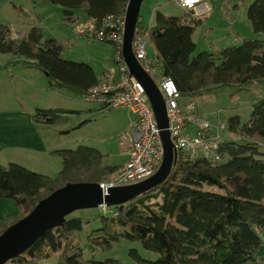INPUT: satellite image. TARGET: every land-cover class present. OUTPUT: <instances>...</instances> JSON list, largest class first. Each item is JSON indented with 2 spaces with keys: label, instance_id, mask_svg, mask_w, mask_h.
I'll list each match as a JSON object with an SVG mask.
<instances>
[{
  "label": "trees",
  "instance_id": "1",
  "mask_svg": "<svg viewBox=\"0 0 264 264\" xmlns=\"http://www.w3.org/2000/svg\"><path fill=\"white\" fill-rule=\"evenodd\" d=\"M48 1L63 10L68 24L80 12L84 17L78 20L100 21L108 15L124 14L129 2ZM247 19L259 39L244 38L239 46L195 56L192 36L203 21L192 13L165 16L157 12L154 25L143 34L152 41L163 76L174 82L183 99L221 88L239 93L252 84H264V0L252 1ZM138 23L135 32L140 30ZM108 44L115 47V57L117 47ZM62 50L55 40H43L39 28L32 27L24 40L16 41L0 24V54L10 57L0 65V74L15 67L37 69L46 75L49 90L66 89L82 96L97 84L98 78L89 64L61 59ZM75 114L78 112L73 110L38 109L32 120L51 126L65 123ZM228 131L240 137L222 142L225 161L220 165L178 162L155 190L124 205L109 207L114 214L97 215V228L85 237V242L93 246L92 252H103L126 240L157 255L155 260H147L132 251L136 264H264V258L256 257L264 233V97L252 104L243 125L237 116L230 118ZM55 153L62 160V169L55 178L15 164L0 165V199L11 200L18 207L14 215L0 218V234L27 215L38 201L67 183L99 184L119 168L103 166L100 152L86 146ZM89 224L81 216L67 217L62 227L48 231L7 264H36L51 254L56 255V264H119L113 259L97 260L94 255L83 257L79 235Z\"/></svg>",
  "mask_w": 264,
  "mask_h": 264
},
{
  "label": "rangeland",
  "instance_id": "2",
  "mask_svg": "<svg viewBox=\"0 0 264 264\" xmlns=\"http://www.w3.org/2000/svg\"><path fill=\"white\" fill-rule=\"evenodd\" d=\"M176 1L143 0L138 19L139 31L143 34V31L154 25L157 12L165 16H181L184 11L176 4ZM233 1L238 2L240 0H212L213 10L205 15L208 17L206 20L203 19L205 18L203 16V23L196 29L197 47L193 56L205 50L204 45L208 41H212L219 48L225 45L234 46V36L228 35L230 30L238 28L245 30L248 22L245 6L240 4L235 7L232 5ZM24 9L25 12L20 16V22L18 23L16 16V18L11 17L4 10L0 12V22H4L8 26L13 22V27H11L13 30L15 27L17 30L23 31L21 33L12 32V39L16 41L24 40L29 30L36 27L41 30L43 40L53 39L62 46L61 59L90 64L96 74L101 71L102 67L107 70L114 67L113 54L115 47L113 45L78 36L72 31V24L81 20H74L70 24L64 22L63 10L57 6L55 8L51 7L50 11H43L40 8V11L34 10L33 7L26 5ZM143 39L146 42L145 48L148 61L160 68L155 58V50L150 37L143 34ZM4 56L7 57L8 55L0 54V64L4 61ZM263 88L262 84H256L251 90L239 93H233L234 90L232 89L221 88L207 95L189 100L194 104L199 116L206 117L211 124L220 120L226 126V130L221 133L224 142L234 141L240 135L228 131L229 119L233 115H237L241 125L246 123L249 119L251 105L264 97V93L259 94L260 91L264 90ZM45 90V98L40 101L42 110L64 109L78 112V114L70 116V119L65 123L47 127L48 132L55 138V142L59 144L61 149L75 150L79 146H86L98 150L103 155L102 162L104 165L116 167L125 163L124 151L128 139L126 127L133 120L130 111L123 109L100 110L97 105L85 102L81 95L70 90H49L47 79ZM80 123L81 125H79ZM57 174L58 172L52 173L51 177L54 178ZM106 179H103L102 182ZM211 190L218 191L215 188ZM100 213L102 212L98 208L77 211L69 216H81L92 223L86 225L79 235L78 246L83 251V257L89 259L94 255L100 261L113 259L117 260L119 264H136L131 256V252L136 251L143 259L155 260L157 258L156 254L144 251L140 245L126 240L112 244L110 249L103 252L97 250L92 252L93 246L85 242V237L92 229L97 228L98 225L94 223L95 218ZM56 261V255L51 254L47 259L39 260L36 264H56Z\"/></svg>",
  "mask_w": 264,
  "mask_h": 264
},
{
  "label": "built area",
  "instance_id": "3",
  "mask_svg": "<svg viewBox=\"0 0 264 264\" xmlns=\"http://www.w3.org/2000/svg\"><path fill=\"white\" fill-rule=\"evenodd\" d=\"M176 4L186 13L202 18L211 11L207 0H178ZM125 13L108 15L100 21L85 19L72 24V31L79 36L98 42L112 43L118 51L114 67L106 69L95 86L82 95V99L105 110L123 109L134 115L128 130V160L115 170L104 182L108 188L140 183L153 176L163 161V147L150 101L141 84L130 74L121 55ZM146 42L141 31H136L132 40L133 54L149 77L155 82L165 100L167 131L178 162H203L216 167L225 161L221 152V133L226 126L217 120L211 124L199 116L194 104L180 96L174 82L162 74L161 68L147 59ZM103 214H114L108 206L99 208Z\"/></svg>",
  "mask_w": 264,
  "mask_h": 264
},
{
  "label": "crops",
  "instance_id": "4",
  "mask_svg": "<svg viewBox=\"0 0 264 264\" xmlns=\"http://www.w3.org/2000/svg\"><path fill=\"white\" fill-rule=\"evenodd\" d=\"M207 1L212 11L213 2L212 0ZM252 1L253 0L233 1L232 5L235 7H238L240 4L244 5L247 15L248 6ZM25 5L33 7L34 10H39L40 8L43 11H50L51 7L55 8V6H52L48 0H0V12L4 10L5 13H9L11 17L16 16L18 23L20 22V16L25 12ZM17 7L19 10L15 9ZM3 15L2 17H4ZM79 16L84 17V14L82 12L76 14L75 20H78ZM207 18L208 17L205 16L203 19L206 20ZM247 22L248 25H246L247 27L245 30L241 28L230 30V34L228 35L234 36V46L225 45L219 48L212 41H208L206 45H204L205 50L201 52L212 53L224 48L236 47L241 44V41L244 38L259 39L258 35L253 34L248 19ZM0 24L6 26L11 33L23 32L22 30H17L15 27L13 30V28H11L13 27V22L12 24H9V26L4 22H0ZM195 34L196 30L193 33L192 40L195 47H197ZM9 58L10 57L8 56L5 57L0 65L6 63ZM105 70L106 68L102 67L98 74H96L95 71L94 73L98 78ZM45 81L46 75L41 71L32 68L15 67L8 73L0 74V165L8 166L10 164H15L29 171L53 178L51 177L52 173H59L62 169V160L55 154V152L64 149L60 148L59 144L55 142V138L48 132V126L35 124L32 120L33 113L38 109H43L40 101L45 98ZM256 84H262V86H264L263 83H255L249 86L245 91L251 90ZM262 93H264V90L259 92V94ZM132 116L133 120H131L126 127V135L135 119L133 114ZM234 116L237 115H233L232 117ZM128 152L129 141L127 139V145L124 151L126 156L125 163L128 160ZM261 153L263 154L264 159V146L261 148ZM102 165L107 166L104 165L103 162ZM120 166H122V164L118 167ZM17 211L18 207L13 201L0 199V218L12 216ZM261 237L263 243L256 252L257 258H264V233L261 234Z\"/></svg>",
  "mask_w": 264,
  "mask_h": 264
},
{
  "label": "water",
  "instance_id": "5",
  "mask_svg": "<svg viewBox=\"0 0 264 264\" xmlns=\"http://www.w3.org/2000/svg\"><path fill=\"white\" fill-rule=\"evenodd\" d=\"M143 0H129L121 55L130 74L143 87L153 110L163 147V161L158 171L148 179L133 185L108 188L103 191L98 183H67L36 203L33 209L0 234V264H7L24 254L48 231L62 227L77 211L98 209L105 205H124L161 186L176 166V153L167 131L165 100L155 82L143 70L132 51V40Z\"/></svg>",
  "mask_w": 264,
  "mask_h": 264
}]
</instances>
